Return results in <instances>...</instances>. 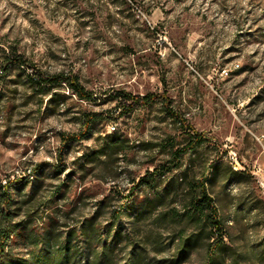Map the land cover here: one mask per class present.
Listing matches in <instances>:
<instances>
[{"label": "rangeland", "instance_id": "rangeland-1", "mask_svg": "<svg viewBox=\"0 0 264 264\" xmlns=\"http://www.w3.org/2000/svg\"><path fill=\"white\" fill-rule=\"evenodd\" d=\"M14 52L48 75L73 73L93 100L66 86L44 94L31 69L3 77ZM161 93L205 144L155 189L123 199L190 139L162 103L119 115L120 95ZM92 113L88 137L64 143ZM113 139L122 145L110 148ZM205 175L223 231L199 235L178 264H205L218 240L234 249L225 264H264V0H0V192L13 183L12 260L30 259L33 237L54 245L81 232L98 209L107 230L123 207L116 228L145 260L170 262L197 235L190 183Z\"/></svg>", "mask_w": 264, "mask_h": 264}, {"label": "trees", "instance_id": "trees-1", "mask_svg": "<svg viewBox=\"0 0 264 264\" xmlns=\"http://www.w3.org/2000/svg\"><path fill=\"white\" fill-rule=\"evenodd\" d=\"M17 66L19 68L31 69L35 77L31 82L38 85L42 93L47 94L51 88L58 86H66L72 94L82 101L90 102L93 100V95L89 93L80 83L79 78L73 73H60L57 75H48L36 66L25 59L17 52L6 57L1 73L3 77L8 76L10 68ZM42 85V86H41ZM122 99L120 105V116L131 114L136 108H146L154 106L157 103H162L167 114L181 126H184L190 132L188 143L177 148L172 152V157L168 163L162 165L153 171H148L144 176L132 183L131 189L126 195L121 194V198L130 199L137 191L143 188L155 189L157 187L158 178L166 177L181 166L182 157L189 153L195 152L199 147L205 144V136L203 133L196 131L192 126L180 117L172 108L170 99L164 94H152L150 96L135 97L130 94H123L119 97ZM98 120V114H87L82 119V129L79 133L67 135L62 140L64 143H78L83 141L92 132L95 123ZM118 139H113L110 148L121 146ZM100 155L98 151L96 153ZM62 151L59 153V160L62 161ZM40 166L38 167V169ZM59 172H62L60 167H57ZM37 170V169H36ZM22 180V179H21ZM208 177L202 176L198 181L190 183L191 198L190 218L197 225L199 230L197 235L188 237L182 240L179 249L170 262L164 261L167 264H178L185 262L191 253L192 242L199 239V235L204 234L208 229L211 231L217 230L222 232L223 226L218 219V209L208 193L206 184ZM12 182H8L0 192V217L4 220V226L0 229V264H119L123 254L125 259L124 264H164V262H151L145 260L138 252L137 245L131 244L129 236L124 235L119 225L123 217L124 208H117L111 212L110 223L106 228H102L97 224L99 209L94 212V215L88 219L86 224L78 233L77 230L71 229L68 231L66 238L61 241V236L57 235L53 245L50 235L44 237H33V252L30 254L29 260L17 259L12 260L6 251L7 244L13 235L14 227L12 225L15 213L13 212V198L10 191ZM117 192V191H116ZM120 195V192H117ZM161 199V197H159ZM175 218L178 214L174 213ZM105 237H104V232ZM81 235L83 243L76 242L77 237ZM125 241V243H123ZM102 245L100 246V244ZM124 244V245H122ZM130 245V249H129ZM234 249L222 240L215 241L207 246L205 264H225L226 257L229 253H233Z\"/></svg>", "mask_w": 264, "mask_h": 264}, {"label": "built area", "instance_id": "built-area-1", "mask_svg": "<svg viewBox=\"0 0 264 264\" xmlns=\"http://www.w3.org/2000/svg\"><path fill=\"white\" fill-rule=\"evenodd\" d=\"M223 72H224L225 75H228V72L226 70H223Z\"/></svg>", "mask_w": 264, "mask_h": 264}]
</instances>
